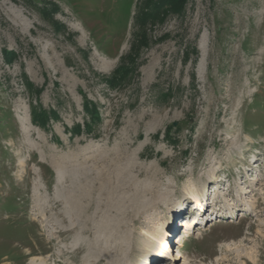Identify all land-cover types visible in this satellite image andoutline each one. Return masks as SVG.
Instances as JSON below:
<instances>
[{"label":"rangeland","instance_id":"374dc122","mask_svg":"<svg viewBox=\"0 0 264 264\" xmlns=\"http://www.w3.org/2000/svg\"><path fill=\"white\" fill-rule=\"evenodd\" d=\"M170 1L0 0V264H264V0Z\"/></svg>","mask_w":264,"mask_h":264},{"label":"bare ground","instance_id":"6f19581e","mask_svg":"<svg viewBox=\"0 0 264 264\" xmlns=\"http://www.w3.org/2000/svg\"><path fill=\"white\" fill-rule=\"evenodd\" d=\"M256 164V163H255ZM250 166V165H249ZM221 180V178H216L215 179V182H219ZM223 180V179H222ZM221 180V181H222ZM241 186V185H240ZM69 193V192H68ZM66 194V193H65ZM71 194V193H70ZM192 194V193H191ZM54 195H56V194H54ZM74 195V194H73ZM50 196V195H49ZM61 196V195H60ZM35 198V197H34ZM40 198V197H39ZM74 198H75V196H74ZM76 198H77V196H76ZM193 198L195 199L194 201L196 202V206L198 207V209H201V208H203L204 207V201L201 199V196H200V194L198 195V194H194L193 195ZM239 198V197H238ZM31 199V198H30ZM41 199H42V196H41ZM41 199H39V200H41ZM58 199V198H57ZM61 199V198H60ZM240 199V198H239ZM241 199H242V196H241ZM59 200V199H58ZM52 201V200H51ZM55 201V200H54ZM80 201V200H79ZM79 201H78V203H79ZM34 202V201H33ZM54 203V202H53ZM75 203H77V202H75ZM48 204H49V202H48ZM55 205V204H54ZM75 205V204H74ZM37 207V206H36ZM39 207H40V205H39ZM63 207H64V205H63ZM77 208V207H76ZM57 209H59V208H57ZM61 209V208H60ZM81 209H82V207L79 205L78 206V209H77V214H80L81 213ZM72 211V210H71ZM64 213H65V211H63ZM67 214H68V212H66ZM67 214H65V217H60V219H58V223H59V221H62L63 223L66 221V217L68 218V216H67ZM64 215V214H63ZM56 216V215H55ZM75 217V216H74ZM48 218H50V217H48ZM43 219H45L44 217H43ZM72 218H70L69 219V224L71 223V224H73L74 225V222L75 221H73V220H71ZM55 224V223H54ZM187 225H190V223L189 224H187ZM52 226V225H51ZM67 227V226H66ZM70 227H71V225H70ZM55 228H56V224H55ZM59 229V228H58ZM52 230V229H51ZM55 230V229H54ZM63 230V229H62ZM78 230V229H77ZM51 232V231H50ZM168 233H169V230L168 229H163L162 231H160V234H159V237H158V248L156 249V251L157 250H159L158 252H160L159 253V256L161 255V258H162V260H160V262H161V264H171V260H169L170 259V257H172V254L170 253V247H171V245L169 244V242H168V240H167V235H168ZM53 234V233H52ZM90 241V240H89ZM91 241H93V240H91ZM163 241V242H162ZM122 242V241H121ZM94 243V242H93ZM124 243V242H123ZM183 243V242H182ZM75 244V243H74ZM78 244V243H77ZM87 244V243H86ZM126 244V243H125ZM162 244V245H161ZM164 244H165V246L166 247H164ZM176 244H181V242H179V241H177V243ZM88 245V244H87ZM161 245V246H160ZM128 246V245H127ZM154 247H156V246H154ZM117 248V247H116ZM115 248V249H116ZM127 249H128V247H126ZM126 248H124V250L126 249ZM91 249H92V247H91ZM111 249V248H110ZM113 249V248H112ZM111 249V250H112ZM106 250V249H105ZM108 250V249H107ZM118 250V249H117ZM115 251V250H114ZM113 251V253L111 252L110 254L113 256L112 257V259H110L111 261H110V263H107V264H123V263H125V260H127L128 258H129V255L130 254H128V251H127V255L126 256H124V251H123V253L121 254L122 256H120L119 258L120 259H117L116 258V260L115 259H113L114 258V256H118V255H116V253ZM109 252V251H108ZM121 252V251H120ZM152 253V252H151ZM181 253H182V251H180V253L178 254V256H180L181 255ZM109 254V255H110ZM94 255V254H93ZM106 255V254H105ZM104 255V256H105ZM109 255H108V257H109ZM85 257V256H84ZM151 257V255H146V259H145V261H144V264H147V262H148V259ZM181 257H183V255H181ZM108 259V258H107ZM104 261V260H103ZM163 261V262H162ZM107 262V261H106ZM129 262V261H128ZM30 264H54V263H49V259H47V257L46 256H38V257H35V258H32V259H30ZM84 264H90L88 261H85L84 262ZM127 264V263H126ZM160 264V263H159Z\"/></svg>","mask_w":264,"mask_h":264},{"label":"trees","instance_id":"16d2710c","mask_svg":"<svg viewBox=\"0 0 264 264\" xmlns=\"http://www.w3.org/2000/svg\"><path fill=\"white\" fill-rule=\"evenodd\" d=\"M178 1H179V0H171L170 2H171L172 4H178Z\"/></svg>","mask_w":264,"mask_h":264}]
</instances>
